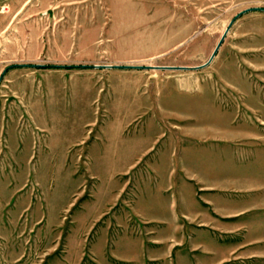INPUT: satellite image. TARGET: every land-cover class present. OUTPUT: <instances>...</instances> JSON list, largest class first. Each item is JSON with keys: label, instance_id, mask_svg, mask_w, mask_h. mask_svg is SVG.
Listing matches in <instances>:
<instances>
[{"label": "rangeland", "instance_id": "rangeland-1", "mask_svg": "<svg viewBox=\"0 0 264 264\" xmlns=\"http://www.w3.org/2000/svg\"><path fill=\"white\" fill-rule=\"evenodd\" d=\"M4 10L0 56L12 67L0 74V122L11 132L0 134V264H91L115 213L124 223L108 243L130 233L145 264L205 261V247L222 250L223 264H264V51L244 50L233 26L212 61L193 68L227 14L190 0H29L12 18ZM30 115L47 117L44 129ZM169 168L176 182L165 196L192 205L179 230L157 236L131 204L139 181ZM204 214L222 227L213 239L191 226ZM157 245L164 256L151 260Z\"/></svg>", "mask_w": 264, "mask_h": 264}, {"label": "crops", "instance_id": "crops-1", "mask_svg": "<svg viewBox=\"0 0 264 264\" xmlns=\"http://www.w3.org/2000/svg\"><path fill=\"white\" fill-rule=\"evenodd\" d=\"M28 1L29 0H0V17H2V19H6V11L4 9L7 8V12H13L10 17L12 18L21 10V8L26 3H28ZM190 2L194 4H210L213 11L217 10L222 12L223 14H227L229 18L227 19L224 29L228 26L230 20L233 19L231 27L237 26V34L235 36L239 41L245 43L243 49L253 50L255 52L262 50L264 51V0H190ZM242 11L244 12L235 17L236 14ZM2 14L4 15L1 16ZM10 23L11 19H8V21L2 23L0 32L7 28ZM223 31L221 32V34L223 33ZM4 59V57L0 56V74H4L5 72H7V70H9L10 67H12L6 64ZM57 67L65 66L58 65ZM28 122L29 125L32 126V128L39 127L41 129H44V126H46V124L48 123V118L45 117L39 120L37 116L30 115L28 118ZM4 132H11V126L6 127L3 122H0V134H3ZM23 144L24 145L21 148V152L28 153L30 150L29 144L27 142H24ZM165 171L166 172L164 174L162 173L159 180H144L141 182L139 181V183L136 185V193L131 204L134 213L138 215L143 221L150 223L151 225L160 227L159 229H154L157 236H163L164 234H166V231L172 233L176 230H179L181 228L179 225V220L185 217H189L188 209L190 208V205H192L190 201L188 203V201L186 200H180L179 204H174L170 198H167L165 196V193L176 182L173 181L171 168ZM186 184L184 183V181L179 180L178 188L181 189L185 187ZM205 200L206 203H208L207 205L209 206V204H211L210 200ZM105 207L106 208L104 210L94 214L91 219L93 223L107 214L108 210L112 207L111 201ZM115 214V217H111L108 223L101 225L102 227L100 228V231L98 233V236H100L101 238L99 243H97L95 247H93V254L91 256L92 261H90V263L145 264V258L143 257L144 244L142 242L133 245L131 243H128L129 241H132V238L128 237L130 233L123 232L119 237H115L112 243H108L107 237L111 235L110 231L112 228H114L113 226H116L115 228H117L120 224L124 223L121 221L123 219V213H118V216ZM190 219V223H192L191 226L195 229L204 231L207 239H213L215 232H217L218 230H222V227L217 226L213 222L214 219L209 215L204 214L203 218L197 216V219ZM119 220L121 222H119ZM93 223H91V226L89 228L92 227ZM154 241L159 243L161 241V238L157 237L154 239ZM161 246L162 245H157L154 254H151L148 258L151 260H156L163 257L165 250L159 252V248ZM221 251L222 250H220L219 253H216V255L214 256V249L205 247L204 252L207 254L209 259L206 258L205 261H201L197 260L196 258H192L190 262H187V257H185V255L183 254H180L178 257V261H172L171 264H223L227 259V255L223 254V252L221 253ZM134 256L136 258H134ZM80 260L81 258L78 259L77 264L80 262Z\"/></svg>", "mask_w": 264, "mask_h": 264}, {"label": "water", "instance_id": "water-1", "mask_svg": "<svg viewBox=\"0 0 264 264\" xmlns=\"http://www.w3.org/2000/svg\"><path fill=\"white\" fill-rule=\"evenodd\" d=\"M243 12L244 11L239 12L238 14H236L235 17L239 16ZM232 23H233V19L230 20L228 26L224 29L223 33L221 34L220 38L218 39V41H217L216 45L214 46L210 56L208 57V59L204 63H202V64H200L198 66H194L193 67L194 69H198V68L207 66L212 61V59L216 55V52L218 51L219 47L223 43L224 38H225L226 34L228 33ZM36 66L41 67V66H44V65L36 64ZM94 67H96V68H113V67L114 68H119V67H121V68L158 69V70H161V69L162 70L163 69H178V70L187 69V67H185V66H168V65H144L143 66V65H128V64H126V65H117V64H101V65H99V64H96V65H94Z\"/></svg>", "mask_w": 264, "mask_h": 264}, {"label": "trees", "instance_id": "trees-1", "mask_svg": "<svg viewBox=\"0 0 264 264\" xmlns=\"http://www.w3.org/2000/svg\"><path fill=\"white\" fill-rule=\"evenodd\" d=\"M50 67V66H49ZM52 67V66H51Z\"/></svg>", "mask_w": 264, "mask_h": 264}]
</instances>
